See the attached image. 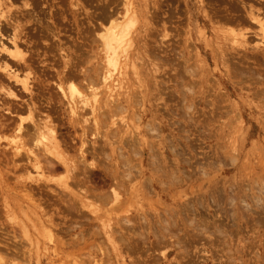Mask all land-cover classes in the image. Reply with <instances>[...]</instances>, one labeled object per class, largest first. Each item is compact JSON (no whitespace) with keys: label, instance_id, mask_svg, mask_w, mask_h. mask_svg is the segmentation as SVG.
<instances>
[{"label":"rangeland","instance_id":"1","mask_svg":"<svg viewBox=\"0 0 264 264\" xmlns=\"http://www.w3.org/2000/svg\"><path fill=\"white\" fill-rule=\"evenodd\" d=\"M21 1L13 0L11 4L6 0L2 8L6 14L18 17L20 25L13 32L20 45H32L35 51L30 62L38 80L32 79V96L45 110L50 109L53 117L57 116L62 130L78 144L80 124L65 120L66 112L60 114L64 104L53 98L45 103L54 92L50 64L60 67L62 54L74 58L78 47L88 57L83 38L85 15L92 14L95 5L103 0H33L34 12L42 18L43 26H32L33 19L25 15L27 8L21 6ZM157 2L161 6L157 14L150 15V6L131 28L134 34L149 36L146 44L143 39L136 40L131 47L137 72L131 64L122 67L123 56L120 57L118 90L124 98V108L113 116L114 125L122 127L118 125L121 123L143 147L142 176L137 175V154L132 152V146L124 147L128 160L123 173L132 175L135 189L125 203L128 212L121 209L119 213L132 215L130 224H141L135 232H129L132 248L123 244L115 231L111 237L117 247L112 246L106 227L112 222L116 226L118 220L109 218L105 206L93 201L71 210L65 204L68 189L60 185L52 184L53 191L43 188L34 196L41 202L37 211L48 219L47 223L39 222L32 200L15 179L18 173L24 175L23 170L12 172L8 158L12 149L7 142L10 135L4 133L0 135V264H264V60L254 56L256 48L251 50L260 37L254 34L260 31L257 24L241 17L245 11H259L258 0ZM15 6L22 12L14 10ZM75 8L80 13L74 14L73 22L71 10ZM226 13L234 20L224 23L221 15ZM241 31L250 35L247 43L233 41L234 36L239 40L237 32ZM10 32L9 27L7 34ZM0 57L6 55L0 52ZM90 59L88 65L95 62L94 57ZM6 85L18 94L14 99L17 104L28 102L31 94L2 72L0 102L6 97L1 86ZM132 91L133 98L125 100ZM5 107L0 103L2 124L13 115ZM86 130V139L92 140V128L86 125ZM125 137H129L128 132ZM108 152L107 149L105 153ZM68 154L74 155L75 151L68 149ZM231 155L235 156L233 164L241 168L237 175L233 168L222 171L225 164L232 162ZM107 160L113 161L107 157L103 164H108ZM223 182L224 186L231 183L229 189H234L237 196L244 195V201L238 198L232 202L248 203L249 214L245 215L241 207L226 205L232 207L230 217H226L224 208L216 209L207 218L217 221L202 229L200 215L205 208L192 212L193 207L208 203L209 213H213L210 197L215 193L224 195ZM161 187H167L166 195ZM57 192L64 203L55 197ZM184 203L190 205L192 213L184 212ZM23 228L28 232L24 233ZM140 230L145 231V236L148 231L147 241L141 242L144 238L140 237L145 236H138ZM159 232H165L161 239H157ZM13 250L18 253H7Z\"/></svg>","mask_w":264,"mask_h":264},{"label":"bare ground","instance_id":"2","mask_svg":"<svg viewBox=\"0 0 264 264\" xmlns=\"http://www.w3.org/2000/svg\"><path fill=\"white\" fill-rule=\"evenodd\" d=\"M5 1L0 0V52L6 55V58L0 57V72L6 73L14 82L20 84L24 92L31 94L28 97V102L21 106L17 104V100H14L18 99L16 91L11 86H1L6 97H3L0 103L2 105L6 104L7 107L5 109L13 115H10L12 116L11 118L4 119L9 120L4 122V124H2V121L0 122V135L4 133H7V136L10 135V139L7 142L12 151L8 158L12 165L13 174L17 170H23L24 173V175L18 173L15 179H19L17 182L21 190L32 200L30 203L36 214L35 218L39 222L47 223L48 219L43 217L41 211H37L36 208L41 206V202L34 196H36L37 192L40 193L43 188L53 191L54 187L52 184L60 185L61 188L68 189V197L66 196L65 204L71 210L89 206L93 204V201H98L103 207L105 206L104 212H107L109 218L112 217L118 220L116 221V226L113 227L114 224L112 222L106 227L109 237H111L112 231H115L117 237L121 241L124 240L122 243L127 245L129 232H135V228L139 229L141 224L138 222L130 224L129 221L133 216L119 213L121 209L128 212L125 203L131 199V194L135 189L131 183L132 175H129L128 171L123 173L126 170L124 166L128 160V156L124 154L126 152L124 147H129L130 149L132 146V152L137 154L136 163L139 167L137 175L142 176L144 174L142 168L144 162L141 142L133 134L131 137L130 131L123 128L124 126L121 123L117 122L122 127L114 125L115 119H113V116L124 108V98L119 95L118 90L121 86V72L118 71V68L120 66V57L123 56L122 67L126 64H131L133 66L131 69L137 72L134 63L135 54L131 47L136 40L139 42L143 39L146 44L149 33L139 35L137 32L134 34L131 28L139 14L144 15L145 9H149L150 6L153 8L150 15L154 16L159 6L158 0H103L101 3H97L95 5L96 10L92 14L86 13L85 15L87 27L84 26L83 33H85V37L83 38L86 39V54L88 53V57L85 58L82 47H78L79 52L77 51L74 58L71 54H62V65L60 63V67L54 68V64H50L54 70L53 76L55 79L52 81L54 92L52 91L46 97L48 100L45 103L48 104L49 100L53 98L55 102L58 100V102L64 104L63 109H61L62 106L60 107V114L66 112L67 118L65 120L80 124L81 133L78 144H75L70 134L68 135L62 130L63 124L58 122L57 116L56 118L53 117L50 114V109L45 110L43 106L37 104L34 100L32 96L34 81L32 82V79L38 80V76L32 72V62L30 61H32L35 51L32 45L26 47L25 44L20 45L17 41L16 34L13 31L20 25L18 17H15V14H6L2 8V3ZM9 1H11V4L14 3L13 0ZM257 3L260 5V8L258 7L259 11L248 10L241 17L242 20L248 17V21L257 24L260 31H255L256 33L254 32V34L260 37H257L258 39L256 40L258 45L251 47V50L253 51L256 48L258 53H254V56H259L260 59L264 60V0H258ZM74 5H78V3ZM21 6L27 8L24 9L25 15L29 18L32 17V26L35 23L43 26L42 18L34 12L33 0H22ZM14 10L22 12L19 6H15ZM71 13H73L74 22V14L80 12L78 8H75L71 10ZM221 18L224 23L234 20L228 13L221 15ZM75 19L78 21L77 16ZM217 19L215 20L217 21ZM146 24L148 23L146 22ZM9 27L13 33L7 34ZM146 30L147 28L144 27L143 31L146 32ZM237 33L239 34V40L236 39V36L232 39L240 44L247 43L249 38H251L250 35H247V32L241 31ZM164 35L167 34L165 33ZM90 57L95 58V62L92 65H88V63L92 62ZM83 63L87 65H83ZM134 95L135 91H132L125 100L133 98ZM214 109H216V106L213 107ZM86 125L93 130L91 132L94 135L92 140L86 139L88 134ZM127 132L129 137H125ZM124 139L126 141L122 142ZM245 140L246 137H244ZM141 147L142 149H140ZM106 148L109 151L108 153H105L107 152ZM68 149L74 150L75 154H68ZM233 155L230 157L232 162L225 164L226 166L222 167V171L226 173L233 168L236 170L235 174L237 175L241 172V168L240 165L238 167L233 164L235 159ZM107 157L113 161L107 160L108 164H103ZM124 174L128 175L129 178L126 179ZM204 174H206V171H204ZM151 181L152 186H154L155 181L153 178H151ZM158 182L163 184L161 180ZM241 182L244 183L243 181ZM142 183L146 185L144 179ZM248 183L245 184L247 185ZM224 184L223 182L222 191L224 195L215 193V196L210 197L214 207L213 213H209L211 208L207 206L208 203L203 204L201 202L198 203V206L193 207L192 212H196V210L201 212L205 208L203 210L204 216L200 215L202 217V229H206L208 224L212 225L217 221L213 217L212 220L207 218L210 214L213 215L216 209L224 208L226 217H230L232 207L227 208L225 207L226 205H233V208L241 207L245 215L249 214L247 211L249 209L248 203L239 204L238 201L232 202L238 198L244 201V195L237 196L234 189H229V186H232L231 183L225 186ZM160 190L165 195L167 194V187H161ZM253 194L255 195V193ZM58 195L59 193L57 192L55 197L63 201V198ZM213 201L215 202L214 204ZM221 203H224V205L220 206ZM191 210L190 205L188 206L187 203H184V212L189 214L192 213ZM259 210L260 208L256 209V212H259ZM76 214L81 213L76 212ZM120 220L121 222H119ZM147 224L149 225L148 222ZM50 225L52 226L51 221ZM22 231L24 233L28 232L25 228ZM144 233L145 231L140 230L138 236L140 237ZM147 234L149 235L148 231H146L145 237H140L144 238L141 242L148 240ZM163 234L165 232L157 233V239H161L164 236ZM111 243L116 249L117 245L112 237ZM127 246L132 248L130 243ZM7 253L16 255L18 251L13 250Z\"/></svg>","mask_w":264,"mask_h":264}]
</instances>
